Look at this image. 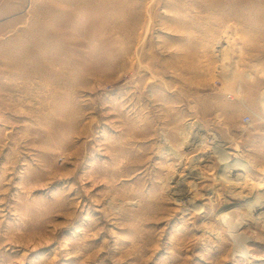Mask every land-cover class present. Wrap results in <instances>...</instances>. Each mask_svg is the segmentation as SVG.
<instances>
[{
	"label": "rangeland",
	"instance_id": "rangeland-1",
	"mask_svg": "<svg viewBox=\"0 0 264 264\" xmlns=\"http://www.w3.org/2000/svg\"><path fill=\"white\" fill-rule=\"evenodd\" d=\"M71 1L0 0V264H264V0Z\"/></svg>",
	"mask_w": 264,
	"mask_h": 264
},
{
	"label": "bare ground",
	"instance_id": "bare-ground-1",
	"mask_svg": "<svg viewBox=\"0 0 264 264\" xmlns=\"http://www.w3.org/2000/svg\"><path fill=\"white\" fill-rule=\"evenodd\" d=\"M210 1V0H209ZM223 1V0H222ZM226 1H232L233 2V4L232 5H235V7H238L237 8V12H236V14L234 15L235 17H237L239 14H251L252 12V10H253V7H255L256 8V5H258V3L255 5V3H256V0H225V2ZM65 2L67 3V4H71L72 3V1L71 0H65ZM231 2V3H232ZM230 3V2H229ZM77 4V3H76ZM93 4H94V2L92 1V0H79L78 1V8L80 9V10H83V9H87V8H89V7H92L93 6ZM263 4V3H262ZM251 5L253 6L252 8H251ZM260 5V4H259ZM75 6V5H74ZM260 8V7H259ZM213 9V8H212ZM233 10H235V9H233ZM232 10V11H233ZM255 11V10H254ZM253 11V12H254ZM208 12V11H207ZM211 12V11H210ZM235 12V11H234ZM257 12V11H256ZM54 13V12H53ZM210 15V14H209ZM240 16V15H239ZM247 16V15H246ZM233 17V16H232ZM248 17H250V16H248ZM248 19V18H247ZM249 24L251 25V27L252 26H254V23H255V18H249ZM132 28V27H131ZM241 28V27H240ZM256 28V27H255ZM261 28V27H260ZM235 31V30H234ZM245 31V30H244ZM220 32V31H219ZM258 35V34H257ZM242 38V37H241ZM262 41V40H261ZM226 43V42H225ZM233 51V50H232ZM225 54V53H224ZM197 136V135H196ZM203 140V139H202ZM194 143V142H193ZM221 152V151H220ZM205 157V156H204ZM197 158H199V157H197ZM224 170H225V168H224ZM241 171V170H240ZM192 173V172H191ZM224 173V172H223ZM230 173V172H229ZM197 175V174H196ZM222 178V177H221ZM198 180V179H197ZM226 180V179H225ZM230 181H231V179H229ZM225 182H227V181H225ZM181 186H183V185H181ZM233 190L234 189H236L237 187H231ZM236 192V191H235ZM240 193V192H239ZM191 200V199H190ZM263 209V206L260 204L257 208H256V210L257 211H260V210H262ZM229 216H230V214L229 213H225L224 215H222V217H223V219L225 220V221H227L228 220V218H229ZM258 216V215H257ZM222 219V218H221ZM223 220V221H224ZM227 223H228V221H227Z\"/></svg>",
	"mask_w": 264,
	"mask_h": 264
},
{
	"label": "built area",
	"instance_id": "built-area-1",
	"mask_svg": "<svg viewBox=\"0 0 264 264\" xmlns=\"http://www.w3.org/2000/svg\"><path fill=\"white\" fill-rule=\"evenodd\" d=\"M244 121H245V123H246V124H249V123L251 122V120H250V118H249V117L245 118V120H244Z\"/></svg>",
	"mask_w": 264,
	"mask_h": 264
},
{
	"label": "crops",
	"instance_id": "crops-1",
	"mask_svg": "<svg viewBox=\"0 0 264 264\" xmlns=\"http://www.w3.org/2000/svg\"><path fill=\"white\" fill-rule=\"evenodd\" d=\"M259 126L261 127V126H263V124H260Z\"/></svg>",
	"mask_w": 264,
	"mask_h": 264
}]
</instances>
